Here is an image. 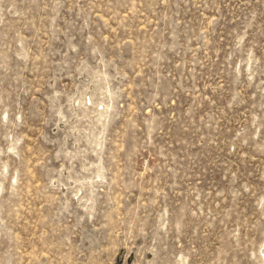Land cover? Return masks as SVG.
<instances>
[{
  "label": "rangeland",
  "instance_id": "374dc122",
  "mask_svg": "<svg viewBox=\"0 0 264 264\" xmlns=\"http://www.w3.org/2000/svg\"><path fill=\"white\" fill-rule=\"evenodd\" d=\"M264 0H0V264H264Z\"/></svg>",
  "mask_w": 264,
  "mask_h": 264
},
{
  "label": "bare ground",
  "instance_id": "6f19581e",
  "mask_svg": "<svg viewBox=\"0 0 264 264\" xmlns=\"http://www.w3.org/2000/svg\"><path fill=\"white\" fill-rule=\"evenodd\" d=\"M263 254H264V249H263Z\"/></svg>",
  "mask_w": 264,
  "mask_h": 264
}]
</instances>
